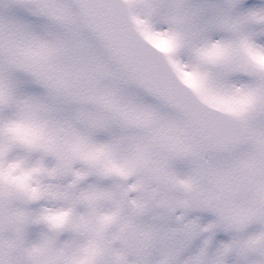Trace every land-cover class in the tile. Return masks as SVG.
<instances>
[{
  "label": "snow or ice",
  "instance_id": "snow-or-ice-1",
  "mask_svg": "<svg viewBox=\"0 0 264 264\" xmlns=\"http://www.w3.org/2000/svg\"><path fill=\"white\" fill-rule=\"evenodd\" d=\"M0 264H264V0H0Z\"/></svg>",
  "mask_w": 264,
  "mask_h": 264
}]
</instances>
